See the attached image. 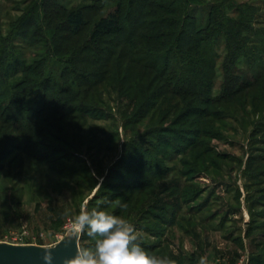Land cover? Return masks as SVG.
Returning a JSON list of instances; mask_svg holds the SVG:
<instances>
[{"label": "rangeland", "instance_id": "1", "mask_svg": "<svg viewBox=\"0 0 264 264\" xmlns=\"http://www.w3.org/2000/svg\"><path fill=\"white\" fill-rule=\"evenodd\" d=\"M55 1L62 8L52 14L47 3L40 8L42 0H0V41L6 39L8 50L22 53L46 73L47 62L57 58L53 25L61 26L70 9L88 7L89 23L78 39L81 47L88 42L94 20L114 5L111 0H49ZM229 3L256 4L264 13V0ZM33 5L28 30L39 34L24 40L17 30L19 20ZM200 10L197 17L203 16ZM261 19L258 27L264 30ZM221 83L223 78L218 79L215 96ZM41 87L27 90L25 105L39 101ZM48 89L51 93L53 84ZM104 100L106 106L91 112L94 119L89 121L44 114L37 134L1 124L0 139L28 135L34 144L18 151L14 146L23 147V141H13L10 156L0 160V242L53 247L72 234L74 217L85 207L124 218L134 225L142 247L177 264H199L201 257L207 264H227V251L236 247L245 249L242 258L264 254L263 108L261 115L258 106L254 111L253 100L248 107L241 98L216 100L207 107L213 113L209 118L180 122L177 112L162 124L132 125L126 100L115 92ZM47 121L67 127L55 131ZM94 243L86 231L81 234L80 247Z\"/></svg>", "mask_w": 264, "mask_h": 264}, {"label": "trees", "instance_id": "2", "mask_svg": "<svg viewBox=\"0 0 264 264\" xmlns=\"http://www.w3.org/2000/svg\"><path fill=\"white\" fill-rule=\"evenodd\" d=\"M111 1L114 5L94 20L88 42L81 47L78 39L89 23L88 7L70 9L61 26L53 25V17H49L57 58L47 62L48 73L40 69L42 66L29 64L22 53L8 50L6 39L0 41V135L1 124L37 134L44 114H60L61 120L68 116L92 120L91 112L106 106L104 97L114 92L127 101L132 125L162 124L177 112L180 122L209 118L213 113L207 107L214 101L236 98L244 100L242 105L247 107L253 100L254 111L258 106L263 114L264 30L258 26L263 24L264 13L256 4L234 7L230 0ZM46 3L52 14L62 8L49 0H42L40 8ZM35 7L23 12L19 20L17 30L24 40L38 37L39 31L28 30ZM199 10L203 16L197 17ZM43 20L41 16V30L45 29ZM62 53L68 56L61 57ZM27 74L36 77L29 79ZM219 78L223 83L215 96ZM52 84L54 89L49 93ZM36 85L42 86L41 98L25 105L27 90ZM88 121L84 126H90ZM45 123L55 131L67 127ZM198 134L201 138L202 132ZM11 139L1 137L0 160L10 156L13 141H23V147L13 145L18 151L34 144L28 135ZM64 139L69 143L70 134Z\"/></svg>", "mask_w": 264, "mask_h": 264}, {"label": "clouds", "instance_id": "3", "mask_svg": "<svg viewBox=\"0 0 264 264\" xmlns=\"http://www.w3.org/2000/svg\"><path fill=\"white\" fill-rule=\"evenodd\" d=\"M85 231L95 239L94 246L78 247L63 264H177L167 256L151 254L138 242L134 225L106 211L82 207L73 220L72 238L78 239ZM43 260L52 264L51 251H45ZM199 264H207L206 258L201 257Z\"/></svg>", "mask_w": 264, "mask_h": 264}, {"label": "water", "instance_id": "4", "mask_svg": "<svg viewBox=\"0 0 264 264\" xmlns=\"http://www.w3.org/2000/svg\"><path fill=\"white\" fill-rule=\"evenodd\" d=\"M80 239L81 235L78 239H73L70 234L53 247L0 242V264H45L43 255L46 250L51 251L52 264H63L66 258L75 255L77 248L80 247Z\"/></svg>", "mask_w": 264, "mask_h": 264}, {"label": "crops", "instance_id": "5", "mask_svg": "<svg viewBox=\"0 0 264 264\" xmlns=\"http://www.w3.org/2000/svg\"><path fill=\"white\" fill-rule=\"evenodd\" d=\"M244 250L245 249H242V248L237 249V247H236V250L230 251V253H229V251H227L228 252L227 258H225L224 261L227 264H239L240 263L239 259L242 258L241 254ZM247 257L244 256L242 259L248 260L249 264H264V254L261 255L260 257H251V256H249L248 258Z\"/></svg>", "mask_w": 264, "mask_h": 264}, {"label": "built area", "instance_id": "6", "mask_svg": "<svg viewBox=\"0 0 264 264\" xmlns=\"http://www.w3.org/2000/svg\"><path fill=\"white\" fill-rule=\"evenodd\" d=\"M239 264H249V261L248 260H242V261H240V263Z\"/></svg>", "mask_w": 264, "mask_h": 264}]
</instances>
